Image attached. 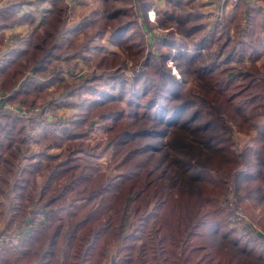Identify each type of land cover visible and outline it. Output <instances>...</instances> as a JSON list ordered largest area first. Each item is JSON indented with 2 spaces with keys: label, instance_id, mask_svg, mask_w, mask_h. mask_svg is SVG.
Listing matches in <instances>:
<instances>
[{
  "label": "trees",
  "instance_id": "1",
  "mask_svg": "<svg viewBox=\"0 0 264 264\" xmlns=\"http://www.w3.org/2000/svg\"><path fill=\"white\" fill-rule=\"evenodd\" d=\"M10 1L1 7L0 30L17 20L20 0ZM48 1L41 27L0 59V94L7 104L33 107L30 87L46 102L43 112L66 107L72 113L61 126L0 111V198L11 201L13 194L19 201L9 221L18 241L0 250V264H104L117 244L124 250L117 264H264V242L226 209L232 190L264 231V7L239 0L221 28V21L205 25L202 13L190 8L195 0H165L186 11L166 12L170 24L161 23L165 32L147 37L145 48L139 16L129 19L131 8H112L129 0H98L104 8L83 14L66 32L67 1ZM138 1L150 30V4ZM117 18L126 22L112 25ZM229 26L236 40L228 37ZM103 37L126 44L143 72L127 78L125 60L115 56L112 64L97 52L91 71L63 85L61 62L89 59ZM53 60L49 80L44 73ZM188 76L198 84L188 88ZM59 85L65 94L55 96ZM240 134L249 138L242 145ZM91 135L94 144L86 140ZM19 144L25 153L36 145L42 159L19 158ZM105 154L104 172L98 165ZM129 214L134 226L125 234Z\"/></svg>",
  "mask_w": 264,
  "mask_h": 264
},
{
  "label": "rangeland",
  "instance_id": "2",
  "mask_svg": "<svg viewBox=\"0 0 264 264\" xmlns=\"http://www.w3.org/2000/svg\"><path fill=\"white\" fill-rule=\"evenodd\" d=\"M3 1H5V3H3ZM69 7H70V14L68 17V22H66V27H68L67 25L72 24L73 22H78L81 18V16L83 14L87 13V10H91V12L93 11V9L96 8H104L103 7V3H101L100 1H94V0H66ZM146 3L150 4V9L149 11H147L146 13V17L147 20L149 22V14L148 12H153L150 14V18L152 20H155V22H153L154 24H152L151 29L150 25L148 26L147 21L143 20V12L140 6V2L138 0H129L127 4L125 5H121V4H116L114 5V7L112 8H131L128 10L129 13H132L133 16L129 19H132L133 17L135 18L136 15L139 16V19L137 21L138 26H140V30L137 33L139 36V40L141 43V46H143V42H144V47H148L147 44V40L145 42V39L148 37L149 39L151 38V41L153 40L154 37H161L163 35V33L161 32H165L159 29V26L164 25L167 26L166 24H170V23H164V15L167 12L168 14H181L180 12L186 11V8H183V10H179L180 8H175L174 6L168 5V3L165 0H145ZM260 6L261 8L264 7V0H255ZM239 0H195L194 4H190V8H194V10H199L202 15H203V21L205 23V25L207 27H210L211 25L214 24V22H223V27L221 28H226L227 27V22L232 20L231 15L235 13H232L235 6H237V4L239 3ZM11 3L10 0H0V10L3 9L1 7L7 5ZM23 6L24 8L28 9L26 11V13L29 14V16H32L35 20L36 26H29L27 24V26H24L23 28L20 29V31L23 30H27L21 33H26L25 35H29L30 33L33 32L34 28L36 27V29L40 28L42 23L45 20V17L48 15V10H46L45 8H50V4L48 0H26L25 2H23ZM189 6V5H188ZM72 7L75 8H79L77 9V13L75 14L74 17H72ZM36 8V9H35ZM88 8V9H87ZM190 8H188L187 10H191ZM46 10V11H45ZM236 10V8H235ZM232 13V14H231ZM261 13L264 16V9H261ZM33 14V15H32ZM90 16V15H89ZM78 17V18H76ZM161 19V21L158 23V21ZM123 20V21H122ZM122 21V22H121ZM130 21V20H128ZM126 21L124 19H115V21H113L111 24L112 25H117L118 23L122 24L125 23ZM234 27V24H231ZM70 26V25H69ZM232 26H229L228 28V37L231 40H236L237 39V34L234 30V28ZM144 31L146 32H143ZM24 35V36H25ZM150 36V37H149ZM20 38L23 37H17V33L16 31H12L9 32L4 40L5 46L3 48V50L9 49L7 52H9L12 48H15L18 44V41ZM174 39H181L180 37H178V34L174 33L173 35ZM178 39V40H179ZM193 41L194 39H188L185 40L187 47L192 48L193 46ZM96 44L101 45V50L100 51H94V52H87V54L89 55V59L87 60H81V59H75V60H70L69 62H61V66L64 70L63 76H64V84L66 83H71L74 80H79L82 76H84V72L85 71H91V66L94 67V62H95V58L97 55H101V56H106L108 58V62L110 63H115L117 61L116 60H112L114 59L113 57L116 56V58L121 59V60H125L124 61V67H123V72H124V76H127V78H129V76H131L130 74L132 72H143L142 70V66L139 61L137 65H135L134 63V59L129 58L128 53L125 51V49H123L124 43H122V45H110L107 41V37H103L99 40L96 41ZM153 44V42H151L150 46ZM2 45V43H1ZM150 49V48H149ZM148 50V48L146 49V51ZM155 52H157L158 49H153ZM160 52L163 51V49H159ZM158 50V51H159ZM98 52V53H97ZM97 53V55H96ZM145 53V50H144ZM145 55V54H143ZM247 54H245L246 56ZM76 62V63H75ZM244 63L247 64L248 61L246 60V58L244 59ZM55 64H57L56 60L51 61V63L49 64L47 71L44 73V76H47V78L49 77V80L52 79V74L54 73V68L53 70L51 69V67H53ZM109 64V63H108ZM116 64H118V62H116ZM233 65H236V63H232ZM167 66H169L170 68H172V73L175 74L177 76L178 79H180L179 73L176 71V68L173 65V61H167ZM56 68V67H55ZM61 68V67H60ZM69 70H71L72 72H69ZM69 73L73 74V77L69 76ZM26 76H29L31 78H33V73L32 71H27L25 73ZM187 81H189V84L187 85L188 88H192L193 85L198 84V82L194 81L192 76H188L187 77ZM55 84H57V82H54ZM61 85H59V89L58 91H55V96L56 94H65V90L60 88ZM53 89V85L50 86L49 88L45 89V92H47L46 94H50V92ZM198 87H194L193 90L196 92V90L198 91ZM49 92V93H48ZM4 93L0 94V111H7L10 114L13 115H17L19 116L23 121H26L28 119L34 118V120L36 122L38 121H42L45 120V122L51 123V124H59L61 126H63L67 120V118H70L71 116V109L70 108H66V107H59V108H55L54 110H45V112H43V107L46 105V102L44 103V101L42 99H37L38 97H36L35 93H34V89L32 88H28V99L30 102L36 101V105H34L33 107H22L18 104H7L5 101H2ZM3 102V103H2ZM123 102V100L121 101ZM124 103V102H123ZM43 106V107H42ZM65 121V122H64ZM63 124V125H62ZM240 139H238V143L239 145H242L244 143H246L248 141V137L244 138V135L240 134ZM86 140H91L92 143L94 144V137L93 135H91L90 137L86 138ZM25 144H19L18 146H16V150H20L19 151V155L18 157L21 158L24 155H31L34 154V159H39L42 157L40 156L41 153H39L38 148L36 147V145L34 144H29V150H31L32 152L29 153H25ZM58 151L55 150H50L48 151L49 155H54L57 154ZM26 159H22L21 161H25ZM100 160V164L98 165L99 168L101 169V171H107V164L110 160V154H105L102 156V158H99ZM13 194H11V201L7 200L6 197L5 198H0V240L2 238H4L7 242V244H4L2 246H0V250L2 249H9L12 246H14L17 241H18V229H16V223H13L11 226H9V221L15 216V211L18 206H19V201L18 199H15L13 196ZM8 196V197H10ZM7 197V198H8ZM228 197V201H227V212L230 214L231 218L233 220L236 221L237 226L239 227H244L250 230V232L252 233V235L256 238L260 239V242H264V231H262V229L259 227V225L256 223V218L255 216L250 217L248 215V213L246 212L244 206L242 205H237L235 202V199L233 197L232 194V190H230V194L227 196ZM233 205L234 210L231 211L229 204ZM237 214L240 216V220L235 219L238 218ZM257 214V212H255V215ZM257 217V215H256ZM255 218V219H254ZM134 226L133 223V219L132 216L129 214L127 215L126 218V222H125V234L129 232V230ZM9 228V229H7ZM19 228H23V226L19 227ZM14 230V231H12ZM217 238H215L216 240ZM262 240V241H261ZM264 244V243H263ZM122 247H120V244L117 245H111L108 248V254H107V259L104 260V264H117V260L119 258V256L121 255V253L124 254V250H122L120 252Z\"/></svg>",
  "mask_w": 264,
  "mask_h": 264
},
{
  "label": "crops",
  "instance_id": "3",
  "mask_svg": "<svg viewBox=\"0 0 264 264\" xmlns=\"http://www.w3.org/2000/svg\"><path fill=\"white\" fill-rule=\"evenodd\" d=\"M25 1L26 0H20L18 2L17 8H15V13H16L17 20L15 22H13V25L11 27L4 28V29L0 30V59L5 57L7 55V53H8L7 51L9 49L3 50V48L5 46L4 40H5V38H6V36H7V34L9 32L16 31L17 37L26 38L31 33L29 35L28 34L25 35L26 33H21V32H24V31H27V30L20 31V29L23 28L24 26H27V24L29 26H36L34 18L32 16H29L28 13H26V11L28 9L24 8V6H23V2H25ZM45 9L48 10V12H49L50 8H45ZM72 9H73L72 13L75 16V14L77 13V9H79V8L72 7ZM87 13H91V10L90 9L87 10ZM86 15L88 16V14H86ZM26 18L29 19V20H27ZM76 24H77V22H73L72 24H69L70 26L69 25H67L68 27L65 26L63 31L64 32L69 31L70 29L74 28ZM34 29H36V27ZM1 43H2V45H1Z\"/></svg>",
  "mask_w": 264,
  "mask_h": 264
},
{
  "label": "built area",
  "instance_id": "4",
  "mask_svg": "<svg viewBox=\"0 0 264 264\" xmlns=\"http://www.w3.org/2000/svg\"><path fill=\"white\" fill-rule=\"evenodd\" d=\"M3 3H5V1H3ZM151 13H153V12H148V14H149V22L151 23V24H154L153 22H155V20H152L151 18H150V14ZM170 61V60H169ZM229 207H230V210L231 211H233L234 210V208H233V205L230 203L229 204ZM237 217L238 218H236L235 217V219H237V220H240L241 218H240V216L237 214ZM4 244H7V242H6V240L4 239V238H2L1 240H0V246H2V245H4Z\"/></svg>",
  "mask_w": 264,
  "mask_h": 264
},
{
  "label": "water",
  "instance_id": "5",
  "mask_svg": "<svg viewBox=\"0 0 264 264\" xmlns=\"http://www.w3.org/2000/svg\"><path fill=\"white\" fill-rule=\"evenodd\" d=\"M112 264H113V262H112Z\"/></svg>",
  "mask_w": 264,
  "mask_h": 264
}]
</instances>
